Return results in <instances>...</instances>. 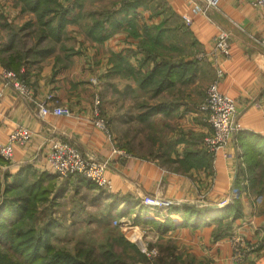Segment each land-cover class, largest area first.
Segmentation results:
<instances>
[{"label":"crops","instance_id":"1","mask_svg":"<svg viewBox=\"0 0 264 264\" xmlns=\"http://www.w3.org/2000/svg\"><path fill=\"white\" fill-rule=\"evenodd\" d=\"M86 1L80 9L75 0H60L72 9L61 38L47 40L45 56L31 54L19 62L22 44H35L38 19L17 0H0V73L20 63L15 72L32 90L31 100L22 98L0 76V141L16 127L33 133L28 144L15 147L12 173L30 167L46 175L52 208L85 193H93L95 205L100 198L109 203L112 222L118 208L116 220L129 230L124 240L145 256L134 264H264V163L254 188L248 173V146L264 151V10L250 0H221L206 14L198 11L205 8L201 0H123L98 13L85 8ZM96 24L101 35L89 32ZM221 30L230 37L229 59L215 48ZM14 31L21 33L8 48ZM27 32L32 35L22 42ZM218 63L224 70L219 91L235 100L241 131L212 157L204 145L211 128L199 107L217 80ZM106 88L111 107L99 115L97 100L105 101ZM42 103L68 108L72 115L41 118ZM102 114L111 119L110 135L98 127ZM137 124L143 126L141 138ZM55 141L87 158L107 160L111 190L81 177L55 176L47 164ZM147 196L170 207L152 208L144 203ZM208 208L229 210L205 217ZM67 209L72 213L64 211L66 219L81 216L80 205ZM59 215L50 218L59 222ZM217 216L232 225L219 239Z\"/></svg>","mask_w":264,"mask_h":264},{"label":"trees","instance_id":"2","mask_svg":"<svg viewBox=\"0 0 264 264\" xmlns=\"http://www.w3.org/2000/svg\"><path fill=\"white\" fill-rule=\"evenodd\" d=\"M17 1L23 5L24 10L37 16L39 29L34 33L35 44L29 47L26 43H23V57L18 58L17 54L16 56L14 55V59L18 58L19 62H22L31 54H35L34 56L36 57L34 59H39L48 53L46 48L51 45V42L47 41L48 39L58 40L61 38L63 29L69 22L68 17L72 9L63 7L60 0ZM84 1L75 0L74 8L79 7L82 9ZM29 27L28 25L22 28L23 32ZM89 32L91 35H95L96 32L101 35L104 31L102 26L96 24ZM19 33L21 31L13 32L8 48L13 46ZM31 35V32L24 34L22 42H26V39L31 37ZM10 66L6 69L18 72L20 63H18V66L12 63ZM20 77L22 78L23 76ZM262 148L253 144L248 146V152L251 153L248 160V173L252 188L258 182L256 171L264 163V151ZM3 163L0 157V165ZM45 177L46 175L37 176L30 167L20 168L14 175L9 173L5 175L7 184L4 188L3 200L0 201V264H134L145 261L143 260L145 256L139 252L136 246L129 244L123 239H121V241H124L123 247L133 250L135 257L129 256L127 249L125 254L116 252V247L113 244L109 248H86L83 244H79L72 253L67 250L56 249L52 245L54 236L52 229L59 225L58 222L51 217L40 231H37L32 224L35 221L36 207L38 208L41 204L52 202L50 199L51 189L48 190L44 186ZM9 178H12V180L8 181ZM185 209L188 212H192V214L201 215L202 213L192 207H186ZM228 210L229 208L221 211L208 208L203 215L207 217L210 214H220V212H228ZM223 221V217L217 219L220 228L214 236L218 239L226 236L232 229L229 221L226 224Z\"/></svg>","mask_w":264,"mask_h":264},{"label":"built area","instance_id":"3","mask_svg":"<svg viewBox=\"0 0 264 264\" xmlns=\"http://www.w3.org/2000/svg\"><path fill=\"white\" fill-rule=\"evenodd\" d=\"M201 1L205 4V8L198 11L203 14H206L209 10L218 8L221 2V0ZM250 4L254 8L264 10V0H250ZM215 48L225 59L230 58V37L227 32L221 30L218 33L215 38ZM216 72L217 80L209 85L206 90L205 100L199 107L211 128V133L205 138L204 145L212 157L226 148L232 138L241 131V125L237 120L235 100L219 91V80L224 76L223 65L221 63L217 64ZM0 76L6 85L11 86L19 96L32 99L30 85L15 71L4 69L0 73ZM37 106L38 115L41 118L48 116L69 118L72 115L71 111L65 107H50L46 103L38 104ZM97 124L102 131L110 135V131L107 130L106 122L103 119L100 118ZM32 137L33 133L31 130L25 127L14 128L6 141H0L1 159L6 163H11L14 158L15 147L25 146L30 142ZM113 154L126 155L124 151L117 149L113 150ZM47 164L59 179L81 177L100 189L109 191L112 188L111 181L106 176L109 162L107 160L102 161L87 158L68 143L62 141L53 142L47 154ZM144 203L158 209L170 207L168 201L155 196L145 197Z\"/></svg>","mask_w":264,"mask_h":264},{"label":"rangeland","instance_id":"4","mask_svg":"<svg viewBox=\"0 0 264 264\" xmlns=\"http://www.w3.org/2000/svg\"><path fill=\"white\" fill-rule=\"evenodd\" d=\"M121 2H123V0H88L85 2L84 7L92 8V10H96V12L99 13L102 10L110 11L112 8H115L117 3ZM84 19L87 20V17ZM103 92L104 93L102 97L105 98V101L103 102L101 96L99 97L100 99L98 98L97 100L99 115L100 112L102 113V111L106 110V108L109 109L112 103L111 90L106 88V90L103 89ZM102 115L103 117L100 118L106 122L107 130L110 131L111 119L104 114ZM133 127L137 131L139 138H141L143 126L141 124H137ZM10 164L11 163L4 162L2 165H0V201L3 200L4 188L7 184L5 181V175L8 173L11 175L14 174L10 168ZM11 180L12 178L8 179V181ZM91 194L92 195L85 193L84 195L80 196L77 194L70 195L63 203L61 202L60 205L55 208L51 207V203L39 205L38 208L36 207V214L34 217L35 221L32 223L33 226L37 229V231H40L49 221L51 213L56 212L57 214H60V217L58 218L59 227L52 229V233L54 235L52 238V245L56 249L67 250L72 253V251H75L76 246L79 244H83L86 248H109L113 244L117 248V251L125 254V250L127 248L123 247L124 241H121V239L124 240V237L122 236L123 234L129 236V230L127 226H124L123 223H120L122 219H120L119 222L116 220L119 218L118 215L120 214V211H118V208H114L113 213H117L118 215H116L117 217L115 216L114 219L116 222H112L110 218H107L109 203H105L107 201L101 200L100 198L99 203L95 205L91 201L93 193ZM102 197H105V194H103ZM81 200H83V202H81ZM101 201L103 202L101 203ZM77 204L81 207V216L79 217L80 220L77 219L75 222H73V220L70 221L69 218L66 219L68 216L64 214V211L67 213H72V211H69L67 208L71 207L72 210H77ZM120 230H122L124 233H121ZM127 254L129 256L132 254V257H135V252L131 249H127Z\"/></svg>","mask_w":264,"mask_h":264}]
</instances>
